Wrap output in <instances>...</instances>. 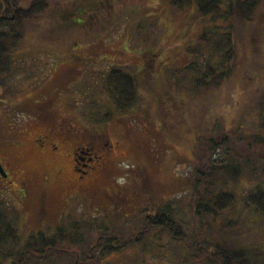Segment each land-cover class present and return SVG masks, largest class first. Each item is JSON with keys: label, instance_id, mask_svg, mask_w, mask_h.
Returning <instances> with one entry per match:
<instances>
[{"label": "rangeland", "instance_id": "1", "mask_svg": "<svg viewBox=\"0 0 264 264\" xmlns=\"http://www.w3.org/2000/svg\"><path fill=\"white\" fill-rule=\"evenodd\" d=\"M49 2L46 15L38 23L28 24L24 42L17 49L16 58L21 60L12 68L14 84L20 90L0 103V157L10 158V165L17 166L10 183L0 180V197L15 210L11 222L21 233V244L31 233L61 225L72 211L73 197L87 200L88 213L92 210L94 216L107 211L110 221H115L123 213L117 221L125 223L139 212L134 207L141 203L165 205L189 195L199 135L206 129L260 130L264 112L253 115L250 110L257 92H264V0L253 19L236 33L237 61L231 81L215 92L205 90L200 98L195 97L196 91L190 94L175 84L176 79L183 82L182 75H191L186 73L188 68L183 70L195 61L188 47L204 31L206 19L198 14L196 4L178 8L172 0ZM258 60L262 63L259 75H250L249 69H255ZM114 66L134 75L137 87L134 103L123 114L116 113L104 87L105 75ZM108 111L114 113L113 119L95 124V116L103 118ZM60 120L72 123L78 134H87L96 145H104L107 139L114 143L96 180V191L75 190L79 174L73 171L70 153L74 142L63 143L58 138ZM50 129L55 131L58 153L40 151L36 143L38 135ZM90 151L80 153V167L89 163ZM240 184L247 188H229L236 191L235 212L227 209L214 221L236 218L238 236L250 235L263 242L264 218L257 214L248 217L242 202V188L249 190L251 185L245 180ZM84 205L79 204V212ZM186 212L190 224L184 229L197 231L193 212ZM149 242L155 252L147 253L141 264H186L190 257L188 247L165 232L152 235ZM249 244L247 240L235 247L254 246ZM133 254L126 250L108 264H138ZM10 262L0 256V264Z\"/></svg>", "mask_w": 264, "mask_h": 264}, {"label": "trees", "instance_id": "2", "mask_svg": "<svg viewBox=\"0 0 264 264\" xmlns=\"http://www.w3.org/2000/svg\"><path fill=\"white\" fill-rule=\"evenodd\" d=\"M261 2L172 0L178 8L196 4L198 14L206 19L202 24L204 31L195 44L188 47L195 61L183 70L188 68L186 73L191 75H182L183 82L176 79L175 84L186 88L190 94L196 91L195 97L200 98L205 90L215 92L230 82L233 64L237 61L236 33H240L245 24L253 19ZM49 7V0H0V103L3 98L20 90L14 84L16 73L12 68L21 60L16 58L17 49L24 42L28 24L38 23ZM261 65L258 60L255 69H249V74L259 75ZM105 76L104 87L116 105V113L129 112L137 93L134 75L114 66ZM190 76L192 78L188 82ZM250 111L253 115L258 111L264 112V92H257L256 104ZM114 116L108 111L103 118L96 115L94 122L109 123ZM258 126L260 130L256 133L241 131L239 127L232 130L206 129L197 137L196 165L192 177L189 176V195L172 199L165 205L152 203L146 206L141 203L136 206L137 209L134 207L139 212L129 216L125 223L117 221L123 213L115 221H110L107 211L100 212L99 216H94L92 210L88 213L87 200L77 196L71 199L72 211L66 214L61 225L31 233L25 244H21V233L11 222L15 210L0 197V256L4 260L10 258V264H108L112 258L131 250L135 262L141 264L147 253L155 252L149 238L165 232L188 247L185 249H189L190 257L186 264H264V248L261 247L264 240L258 243L250 235L238 236V231L234 229L236 218L222 223L214 221L222 217L227 209L235 212V190L242 180L251 185L249 190L242 188L246 214H249L248 217L257 214L264 218V123ZM90 154L93 157V152ZM241 186L247 188L246 185ZM231 187L234 192L229 191ZM79 204H85L81 212ZM186 210L193 212L197 231L184 229L185 224L186 227L190 224ZM216 226L218 233L215 232ZM216 236L227 240H219ZM247 240L249 245H254L252 248L235 247L236 243Z\"/></svg>", "mask_w": 264, "mask_h": 264}, {"label": "flooded vegetation", "instance_id": "3", "mask_svg": "<svg viewBox=\"0 0 264 264\" xmlns=\"http://www.w3.org/2000/svg\"><path fill=\"white\" fill-rule=\"evenodd\" d=\"M70 124L71 125H68V123H64L61 120L57 123L56 130L58 138L63 143L74 142L70 153L72 154L74 161L73 171L79 174V183L77 184V188L75 190L81 193H91L96 191V180L101 171H103L106 167L107 160L113 152L114 143L110 139H107V141L104 142V145H96V143H94V139L88 140L86 137L87 134H78L77 131H75L74 125L72 123ZM53 129H50L47 133H40L38 135L36 143L40 148V151L46 152V150L49 149L58 153V145L54 141L55 131ZM77 138H81L80 141H78ZM103 147H106L104 152L102 151ZM85 150H91L94 155L93 157H90L88 164H83V167H80V153L85 152ZM16 168L17 166L15 167L12 164L10 165V158L0 157V180H6L10 183L12 181V174L17 173ZM18 168H21L22 173L24 172V168Z\"/></svg>", "mask_w": 264, "mask_h": 264}, {"label": "clouds", "instance_id": "4", "mask_svg": "<svg viewBox=\"0 0 264 264\" xmlns=\"http://www.w3.org/2000/svg\"><path fill=\"white\" fill-rule=\"evenodd\" d=\"M118 180H119V182H123L124 181V178L123 177H120V178H118Z\"/></svg>", "mask_w": 264, "mask_h": 264}]
</instances>
